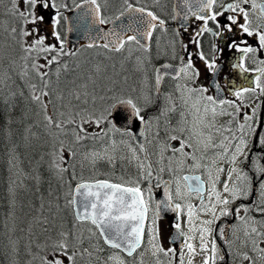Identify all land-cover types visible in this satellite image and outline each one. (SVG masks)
I'll list each match as a JSON object with an SVG mask.
<instances>
[{
  "label": "snow or ice",
  "instance_id": "1",
  "mask_svg": "<svg viewBox=\"0 0 264 264\" xmlns=\"http://www.w3.org/2000/svg\"><path fill=\"white\" fill-rule=\"evenodd\" d=\"M8 2L7 12L13 20L6 29L8 47L18 56L10 57L7 69L0 64V104L10 110L17 96L24 97L23 89L13 90L19 88L16 80L22 81L28 89L26 99L39 109L52 142L47 172L56 188L40 171L22 173L32 182V194L39 202L29 230L35 225L49 234L40 264H130L127 258L137 255L138 264H144L145 221L153 204L147 243L155 264H174L177 259L178 264H193L196 255L202 256V264H227V256L238 257L240 264H264V0H182L187 9L183 20L191 16L201 25L190 33L188 43L180 40L184 55L176 51V38L190 25L181 24L175 31L172 59L178 63L156 66L150 55L138 58L136 70L144 72L142 87L123 90L110 80L111 87L99 96L96 76L103 71L99 64L86 76L61 79L80 68L79 63L74 69L69 67L68 58L77 57L80 49L68 48L60 31L61 21L68 20L65 11L80 10L78 19L91 17L97 36L87 48L113 53L133 44L149 53L150 45L142 41H150L157 29L167 31L166 20L140 0H123L115 17L102 14L108 0H70L71 6L69 0ZM180 15L176 12L172 19ZM110 23L114 27L107 31L99 27ZM45 24H50L51 41L44 34ZM206 33L218 41L211 44L208 54L201 39ZM225 49L234 54L230 68L240 82L224 78V84L218 79L208 86L200 84L202 74L196 61L212 77H222L218 61ZM149 66L154 80L151 87ZM127 79L124 77L125 82ZM166 80L175 81L170 92L161 87ZM210 88L215 94H209ZM152 108L156 111L149 114ZM120 121L124 127L119 126ZM137 123L143 125L139 135L144 143L132 130ZM153 127L149 139L146 133ZM115 133L137 141V147L128 140L119 141L130 156L117 154ZM148 144L158 149V170L153 168ZM125 159L135 161V178L115 177L116 161ZM101 162L111 166L110 174L98 171ZM9 165L10 170L18 166L15 149L10 150ZM86 167L92 173L88 179L83 175ZM185 171L189 174H182ZM165 172L170 179L162 178ZM143 181L148 182L146 189L141 186ZM45 182L49 184L46 195L41 190ZM161 186L164 199L154 201L153 189ZM16 187L32 191L24 180L18 185L12 181L13 204ZM162 209L177 214V238L184 237L179 254L176 248L165 249L159 242L157 221ZM185 212L187 232L181 231L179 222ZM183 249H187V262ZM161 254L168 258L166 262Z\"/></svg>",
  "mask_w": 264,
  "mask_h": 264
},
{
  "label": "trees",
  "instance_id": "2",
  "mask_svg": "<svg viewBox=\"0 0 264 264\" xmlns=\"http://www.w3.org/2000/svg\"><path fill=\"white\" fill-rule=\"evenodd\" d=\"M80 0H76L78 2ZM103 3V0H100ZM108 2L114 3L116 8L115 16L122 10L123 0H108ZM70 3V0H69ZM71 6V3H70ZM10 7L8 0H0V64L9 61L11 55L17 53L13 52L8 47L10 44V37L6 29L13 24V20L7 12ZM112 7V8H114ZM111 8V9H112ZM103 15L107 14L108 9L106 6L102 9ZM108 11V12H110ZM60 31L65 38V21H61ZM3 40L8 41L7 43L2 42ZM94 49L99 48H87L83 47L80 49V53L76 57V61L73 62L69 67L70 69L75 68L76 63L80 64V69L88 65L91 61H102L105 64H116L127 60L129 57H125L124 52L113 53L110 51H97L94 53ZM11 50V52H10ZM101 50V49H99ZM11 54V55H10ZM6 55V58L4 59ZM72 57L68 58V62ZM113 75V78L116 76ZM15 78V77H14ZM66 77H64L65 79ZM62 79V80H64ZM16 84L19 88H13V90L19 91L23 89L24 97L17 96L14 100V107L10 110L5 109L3 104H0V224L3 217V207L5 202L9 203L13 197L9 193V187L12 181H16L18 185L21 180L32 191H28L25 188L16 187L15 204L13 209L11 208V227L12 229L8 234L4 236L3 227L0 229V264H5V257H10L9 254H3V250L12 252L14 245L17 246L18 252L17 259L15 261H21V264L33 260L34 264L40 263L39 257L42 255V246L46 241V233H43L41 228L33 225L31 231L29 226L33 224V216L38 215L35 209L39 208V202L37 198L32 194L34 189L32 188V182L24 179L22 173L35 174L36 171L43 173L45 181L51 179V186L53 189L56 188V181L52 179L47 172V165L49 162L48 153L51 151L52 142L51 138L46 134V130L42 124V114L39 113V109L34 106L26 97L28 96V89L24 86L23 82L16 80ZM106 88V86H105ZM8 90H5L4 94H7ZM154 108L150 109L152 111ZM155 110V109H154ZM27 137V139H25ZM15 149V154L18 158V166L10 170L9 158L10 150ZM43 157V160H41ZM103 178H107L103 176ZM114 179V178H113ZM15 187V185H13ZM49 184L45 182L42 185L41 190L47 194ZM3 202V203H2ZM61 203L63 201L61 200ZM33 205L35 207H33ZM7 225V224H6ZM87 233L85 232V236ZM13 240V244L6 243L8 239ZM31 247V250L27 251ZM7 248V249H6ZM26 253L30 255L26 259ZM2 254V255H1ZM22 258V260L20 259Z\"/></svg>",
  "mask_w": 264,
  "mask_h": 264
},
{
  "label": "rangeland",
  "instance_id": "3",
  "mask_svg": "<svg viewBox=\"0 0 264 264\" xmlns=\"http://www.w3.org/2000/svg\"><path fill=\"white\" fill-rule=\"evenodd\" d=\"M3 1V0H2ZM114 7V3L112 2H108L107 5H106V8L108 9V11L112 10L113 12H116V8H112ZM112 8V9H111ZM107 11V14L105 15V17H114L115 16V13H112V11L108 12ZM0 12H1V9H0ZM43 29H44V34L46 35H49V38H50V41H51V37H50V24H45L43 26ZM2 42L4 43H7L8 41L6 40H3ZM54 42V41H52ZM129 48L132 49L131 52H129ZM137 46L136 45H130V46H126L125 48V52L123 55H125V57H129L127 60L123 61L124 59V56L122 58V62H117L116 64H105L104 62L102 61H98V60H95V61H91L88 65H86L85 67H83L82 69L78 70L76 69L75 71L73 72H70L65 79H72L73 76H76V75H80V76H86L90 73L93 72V69H94V66L99 64L101 65L103 71L98 74L96 76V94L99 96V95H105V89L107 87H111V84H110V80H115L118 82V87L123 89V90H127V89H130V88H140L142 87V81L144 79V72L142 71H137V67H138V58H140L141 60L144 59L145 57H147L148 55H138L137 53ZM72 50H75L74 48H70ZM101 49V50H99ZM98 50L97 49H94V53H96L97 51H104L105 52V49H102V48H99ZM11 52V50H10ZM11 55V54H10ZM12 56H16V54L14 55H11ZM6 58V55L4 57V59ZM10 59V58H9ZM76 57L75 58H71L69 60V66L75 62L76 60ZM153 59V58H152ZM8 62L6 63H1L3 68L7 69L8 67ZM153 64V62H152ZM73 65V64H72ZM74 69V68H72ZM151 71V66H149L148 68V74L150 73ZM116 76L115 78H113V75ZM124 77H127V81L125 82L124 80ZM149 77V76H148ZM53 79H55V77H53ZM61 79H64V76L61 77ZM64 79V80H65ZM78 83L82 82L81 80H78L77 81ZM106 86V88H105ZM150 87V81H149V85ZM90 90H91V86H90ZM154 91V90H153ZM210 94V93H209ZM101 104V102H97V107H99ZM155 109V108H154ZM152 110L150 111L149 114H152L156 111L155 110ZM155 132V127H153L152 129V132H149L147 133V136L149 139H152V135L153 133ZM113 138L117 141L118 143V150H117V154L118 155H124L125 157H128L130 156V153H128V150L127 148L124 146V145H119V141L120 140H128L130 143H132V145L134 147H137V143L135 140H132L130 137L128 136H121L120 133H115ZM150 152H151V158L152 160L156 163L157 166H159V164L157 163L158 161V155L156 154L158 149H156L152 144H149L148 146ZM138 154L141 156V159H143V154L142 153H139V150H138ZM124 162V163H122ZM166 163V162H165ZM98 171L100 173H111L112 169H111V166L106 164V163H103L101 162L98 166ZM114 172H115V177H119L121 175H123L125 177V179H127L128 177H133L135 178L137 175H138V169L136 168V163L135 161H133L132 163H129L127 159L123 160V161H120V160H117L116 161V165H115V169H114ZM83 175H84V178L85 179H88L92 173L91 171L86 167L84 172H83ZM113 177V178H115ZM100 178H103V176H101ZM148 183L147 181H143L141 186L142 187H145L147 186ZM3 203V202H2ZM16 203V202H15ZM14 203V204H15ZM14 204L12 202H5V205H4V209H3V217L1 219V224H0V229L3 227V231H5V228H6V233L4 232V236L6 234H8L10 232V230L12 229L11 227V217H9L10 213H11V208L13 209L14 207ZM199 223V222H198ZM197 223V224H198ZM7 224V225H6ZM157 227L159 229V242H161L162 246L165 248V249H168L170 248L169 245H167L164 241V236L166 234V230H165V227L162 225V222L161 221H157ZM49 234L46 233V237L48 236ZM2 238H4L3 236L0 237V240L2 241ZM230 239H233V236L231 235ZM7 244H9V247H10V244L12 245L13 244V240L11 238L8 239V241H6ZM197 246H198V238H197ZM85 246H88L87 243L85 244ZM237 247L239 248V244H237ZM13 248L12 252H8L7 250H3V254H6V252L9 254L10 257H5V264H21V261H18V263L15 261V259H17V253L18 252V248L17 246L15 247L14 245L11 247V249ZM7 249V248H6ZM27 250V245H26V248ZM145 250L144 252V256H143V260H144V264H155V261H156V258L153 257L151 255V247L148 246L146 248H142ZM28 250L30 251L31 250V247L28 248ZM27 250V251H28ZM184 253H185V256L184 258L186 259L185 262H187V259H188V255H187V250H183ZM2 255V254H1ZM30 254L29 253H26V259L28 258ZM22 260V258H20ZM29 259V258H28ZM131 264V262L133 260L136 261V264H138L139 262V259L140 257L137 255L135 257H129L127 258ZM160 259L162 261H167V257H164L162 254L160 255ZM234 261H237L236 263L234 264H240V260L239 258H233L232 257V263ZM35 261L31 260L29 262H27L26 264H34ZM176 260H174V264H175ZM40 264V263H38ZM178 264V262L176 263ZM193 264H202V256L201 255H196L193 259Z\"/></svg>",
  "mask_w": 264,
  "mask_h": 264
},
{
  "label": "flooded vegetation",
  "instance_id": "4",
  "mask_svg": "<svg viewBox=\"0 0 264 264\" xmlns=\"http://www.w3.org/2000/svg\"><path fill=\"white\" fill-rule=\"evenodd\" d=\"M229 2H231V0H220V3H229ZM140 4L142 6L148 7L149 9L157 12V14L160 15V17L162 19H165L167 31H164L162 29H157L154 32L153 38L151 39V43H150V52L149 53H145L142 49H139V47L136 45L138 55H140V56L141 55H148V56L150 55L151 58H153L152 59L153 65H156V66L158 64L164 63V62L177 64L178 60L172 59V43H171L173 38H174L175 31L180 27V25L176 24V20L172 19V16L175 15L174 0H160L159 4L155 3L154 0H140ZM216 10L219 11L220 8L218 7V8H216ZM185 24L190 25L188 31L187 32L182 31L181 36L179 38H176V51H177V53H179L181 55H184V53L181 52V50H180V40H183L184 43H188L190 33L198 30V28L201 25V21H199L193 17L189 22L187 21V23H185ZM201 39L203 41V50L205 51L206 54H208L210 52L211 44L214 42H218L216 40V38H214L210 33H206ZM249 43L255 44V41L250 40ZM220 46L223 48V44H221ZM189 50L195 51V46H190ZM218 62L221 65L222 77H215L214 78L211 76L210 73L206 72L203 64H201L199 61H196L197 66L200 68V71L202 74L200 77V80H199L200 84H202L204 86H208L213 82L214 79H218L221 84H224V78H226L228 80H236L237 83L240 82L239 80L236 79V76L234 74V70L230 68V65L235 62L234 54L231 51H228L225 49V51L223 53H220ZM148 76H149L150 87H151L152 84L154 83L152 71H150ZM174 84H175V81L166 80L162 84L163 91L164 92L172 91ZM210 94H215L214 90L211 88H210ZM146 135H147V133H146ZM148 146H149V144L147 145V147ZM148 151L150 154L151 162L154 165V168L158 170L159 166H157L156 163L152 160L151 152H150L149 148H148ZM182 174H189V173H187V171H185ZM195 174H199V173H195ZM162 178L164 180H168V179H170V176L168 175L167 172H165L164 174H162ZM155 183H156V180H154L153 184H155ZM142 188L146 189L147 186L142 187ZM160 192H161V188H159V189L154 188L153 189L154 201L156 200V197L159 195ZM193 203H198V201H196L195 198H193ZM154 211H155V206L153 204V206L150 208V211H149V219H148V223H147V228L151 224V219H152V215H153ZM177 219H178V217H177L176 213L168 211L166 217H164V218L160 217L159 221L162 222V225L165 227V230H166V234L163 237L165 243L167 245H169L170 247L176 248L177 254H179L181 249H182V246H183L184 237L180 236L179 241L176 242L175 244H173L172 240H171V235H172L171 231L173 229H175L174 224L177 222ZM179 222L181 223V231L187 232L188 231V223H187L186 212L182 213L179 216ZM198 222L199 221H196V223H198ZM229 223H231V221H229ZM230 237H231V233H229V239H230ZM147 240H148V233L146 231L145 242H144V245L142 248H146V247L150 246L147 243ZM218 242L222 246H224L223 241H218ZM179 243L181 244L180 248H178L176 245ZM224 247L226 248V246H224ZM183 250H187V249H183ZM226 260H227V264H234L237 262V261H234L232 263V257L231 256H227ZM185 261H186V259H185ZM177 262H178V259L176 260L175 264Z\"/></svg>",
  "mask_w": 264,
  "mask_h": 264
},
{
  "label": "water",
  "instance_id": "5",
  "mask_svg": "<svg viewBox=\"0 0 264 264\" xmlns=\"http://www.w3.org/2000/svg\"><path fill=\"white\" fill-rule=\"evenodd\" d=\"M174 9H175V13L176 12L181 13L180 17H178L176 19L177 25L185 24V23H187V21L189 22L193 18L190 16L187 21L183 20V13L187 9H186V6L182 3V0H174ZM80 14H81L80 10L73 9L71 12L65 11V15L68 16V20L65 21V23H66L65 40L67 41V47H74L75 49H77V48L80 49L82 47H85L88 43H90L92 41V39L96 38V36H97L95 28L91 25V17L89 16V17H85L84 19H78V16H80ZM102 14H103V12H102ZM123 22L126 23L127 21L123 20ZM115 23L119 24V23H121V21H117ZM84 24H88V28H84L83 27ZM99 27H101L105 31H107L108 29L114 27V24L110 23L108 25H101ZM103 42L104 41H102V40H97V43H103ZM142 42L148 43L150 45L151 40L150 41H142ZM164 63H168V62H164ZM160 64H162V63H160ZM160 64H158L157 66H159ZM118 123H119V126L124 127L123 121H120ZM132 130L134 133H136L137 140L140 143H144L145 142L144 138L139 135L140 132L144 131L143 125L137 123L136 125L132 126ZM136 143H137V141H136ZM153 168H154V165H153ZM154 175H155V173H154ZM197 175H199V174H197ZM154 180L152 181V183L154 182ZM163 199H164V194H163V186H162L161 192L156 197V200H163ZM167 212H168V210L162 209L160 217L161 218L166 217ZM148 218H149V213H148ZM147 223H148V219L145 221V229L146 230H147ZM171 233H172V235H171L172 243L175 244L176 242L179 241V238H177L178 237V230L173 229L171 231ZM145 236H146V232H145ZM144 242H145V237H144ZM143 245H144V243H143ZM176 245L178 248H180V246H181L180 243L176 244Z\"/></svg>",
  "mask_w": 264,
  "mask_h": 264
},
{
  "label": "bare ground",
  "instance_id": "6",
  "mask_svg": "<svg viewBox=\"0 0 264 264\" xmlns=\"http://www.w3.org/2000/svg\"><path fill=\"white\" fill-rule=\"evenodd\" d=\"M122 163H124V162H122Z\"/></svg>",
  "mask_w": 264,
  "mask_h": 264
}]
</instances>
